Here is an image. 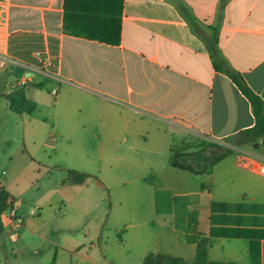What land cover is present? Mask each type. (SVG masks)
Masks as SVG:
<instances>
[{"label": "crops", "instance_id": "crops-1", "mask_svg": "<svg viewBox=\"0 0 264 264\" xmlns=\"http://www.w3.org/2000/svg\"><path fill=\"white\" fill-rule=\"evenodd\" d=\"M63 18L64 0H0V55L15 62L0 68V114L14 117L45 182L25 202L0 177L13 201L0 257L22 227L16 241L41 243L47 264L82 250L92 264L149 254L193 264L192 234L210 262L264 264V149H238L201 175L171 153L182 136L173 123L217 143L253 127L216 64L264 101V0H125L119 45L66 34ZM68 170L98 179L75 184Z\"/></svg>", "mask_w": 264, "mask_h": 264}, {"label": "trees", "instance_id": "trees-1", "mask_svg": "<svg viewBox=\"0 0 264 264\" xmlns=\"http://www.w3.org/2000/svg\"><path fill=\"white\" fill-rule=\"evenodd\" d=\"M125 0H64L63 29L66 34L109 45H119L121 42L122 16ZM219 70L225 71L239 91L249 101L254 115L253 127L243 130L225 140L229 147L220 143L195 138L199 147L195 150L179 141L171 148L172 164L175 168L191 172L195 175L210 172L215 165L232 155L238 149H264V101L247 85L243 77L221 62L216 64ZM11 109L21 113L14 103ZM96 176L74 171H67L69 182L87 185L97 180ZM13 204L9 194L0 184V230L1 218ZM189 242L196 245L197 255L193 264H223L210 262L208 258L209 243L197 235H190ZM144 264H188L183 259L165 255L149 254Z\"/></svg>", "mask_w": 264, "mask_h": 264}, {"label": "rangeland", "instance_id": "rangeland-1", "mask_svg": "<svg viewBox=\"0 0 264 264\" xmlns=\"http://www.w3.org/2000/svg\"><path fill=\"white\" fill-rule=\"evenodd\" d=\"M195 138L203 139L197 136L195 131L190 134L183 133L179 139V144L182 140H185L184 145L188 146L190 150H195L199 147V143ZM205 140L211 141L207 138ZM23 141L22 131L16 127L14 117L0 114V177L1 179L8 178L9 181L14 182L12 189L18 195L16 199L22 197L27 202L42 190L45 182L40 180V170L44 172L43 169L33 160L34 150L30 146L25 147ZM220 144L229 147L224 141H221ZM37 157L41 158L42 156L37 155ZM31 204L30 202L29 205L32 208ZM10 213L11 207L2 215V219L6 224ZM23 229L22 227L19 228L17 233H12L9 230L7 231L9 235L2 239L1 242L4 246L0 257L2 264H47V260L44 261L42 257L44 247L41 243H37L29 235L23 236L21 241H16L17 236L23 234ZM35 250L41 252L40 256L34 253ZM85 254L86 250L78 253V257L72 264H92L82 259L81 255ZM52 264H54V261Z\"/></svg>", "mask_w": 264, "mask_h": 264}, {"label": "built area", "instance_id": "built-area-1", "mask_svg": "<svg viewBox=\"0 0 264 264\" xmlns=\"http://www.w3.org/2000/svg\"><path fill=\"white\" fill-rule=\"evenodd\" d=\"M15 63L13 60H10L9 58L0 55V68H4L8 63ZM53 95H56V91H53ZM173 129H175L177 132L183 134V133H191L192 131H194L192 128L184 125V124H172ZM260 172L262 174V176L264 177V163L261 164L260 167ZM31 214H35V212L33 211ZM12 218H13V224L14 226H19L22 224V219L16 216L15 211H12L11 214Z\"/></svg>", "mask_w": 264, "mask_h": 264}]
</instances>
